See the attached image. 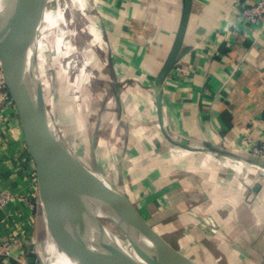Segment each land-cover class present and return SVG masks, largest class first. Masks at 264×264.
Masks as SVG:
<instances>
[{
  "label": "crops",
  "instance_id": "obj_1",
  "mask_svg": "<svg viewBox=\"0 0 264 264\" xmlns=\"http://www.w3.org/2000/svg\"><path fill=\"white\" fill-rule=\"evenodd\" d=\"M258 1H192L160 114L154 86L184 0H89L90 28L101 40L97 55L84 57L117 94L106 106L115 115L113 148L97 155L114 161L111 173L126 177L124 191L149 224L199 264H264V23L243 17ZM49 14L42 13L47 24L39 22V30L48 28ZM48 30L37 35L35 52L65 48L62 30ZM32 68L37 80L35 60ZM8 111L0 110V195L10 196L0 202L1 242L16 232L30 236L35 211L22 127ZM81 143L91 152L97 139Z\"/></svg>",
  "mask_w": 264,
  "mask_h": 264
},
{
  "label": "water",
  "instance_id": "obj_2",
  "mask_svg": "<svg viewBox=\"0 0 264 264\" xmlns=\"http://www.w3.org/2000/svg\"><path fill=\"white\" fill-rule=\"evenodd\" d=\"M25 1L27 0H0V11L9 5ZM29 1L26 15L30 19L38 0ZM192 1L184 0L176 40L154 86L160 114L162 84L182 54ZM0 61L18 112L28 152L35 164L49 220L74 261L77 264H199L173 247L157 232L124 190L111 184L123 199V204L119 207L109 206L95 198L81 175L80 165L71 148L46 113L41 94L38 95L30 87L25 66L19 62L7 40L1 35ZM95 214L121 227L122 220L138 219L151 244L122 247L107 240L100 233L99 221L93 218ZM92 219L96 220L93 224Z\"/></svg>",
  "mask_w": 264,
  "mask_h": 264
},
{
  "label": "rangeland",
  "instance_id": "obj_3",
  "mask_svg": "<svg viewBox=\"0 0 264 264\" xmlns=\"http://www.w3.org/2000/svg\"><path fill=\"white\" fill-rule=\"evenodd\" d=\"M72 4V8L63 10L60 0H45L42 4L43 6H41L43 11H40L37 15L38 21L42 23V13L48 14V11L51 12L47 20L48 22L50 20L48 28L41 30L40 27V30L37 29L36 33L38 36L40 31L43 34H48L50 32L48 29L57 26L59 30H62V38L66 42L63 50H49L47 52L37 50L34 53L33 60H35L39 71V78L36 80L38 92L42 96L46 113L54 123L57 132L71 148L80 168L86 170L89 174L88 179L93 177L98 185H120L121 189L124 190L122 185H125L124 179L126 177L112 174L116 166L114 161L107 155L102 156V158L97 155L100 147L105 151L113 148L112 138H110L112 130L110 128L115 115L111 113L112 107L107 108L106 106L113 104L112 101L117 94L111 88L109 81L102 82L97 79L95 72L90 68L88 61L84 57L86 52V54L97 55L94 48L96 42L100 43L101 40L96 36V33L94 35V33L89 31L93 18L89 0H85V2L74 0ZM75 23H77L76 29H78V32L73 29V24ZM44 24L47 23H42L41 26ZM33 30L30 40L31 44L34 38ZM67 54L69 56L66 58ZM1 70L0 61V72ZM82 77L89 80H83ZM85 90L86 95H83ZM4 110H9V113L11 111L12 114L16 113L18 115L15 104L1 109V111ZM86 110L87 112H85ZM79 112L82 114L85 112L80 120L77 117ZM102 122L105 123L104 126L101 125ZM82 124H84L86 129L79 127ZM22 135L23 137L20 141L27 156L26 162L30 167L28 169L30 174L28 203L35 209L29 223L32 233L30 236L25 237L17 235L18 232H16L10 238L0 241V246L5 249V255L1 257L0 264H43L45 254L49 250L51 236V239L58 237L45 209L35 164L28 152L23 130ZM94 137L97 139V145L91 147V152L88 147L83 149L81 145L83 143L81 142L86 141V143L92 144V138ZM70 138L76 144L77 150L70 146ZM94 148L96 149L95 160H93L95 158L93 156ZM4 195L1 194L0 198H4ZM0 202H4V200L2 199ZM93 216L103 226H108V229L120 230L115 225V222L96 214ZM94 219L91 221L92 224L94 223L93 221H96Z\"/></svg>",
  "mask_w": 264,
  "mask_h": 264
},
{
  "label": "bare ground",
  "instance_id": "obj_4",
  "mask_svg": "<svg viewBox=\"0 0 264 264\" xmlns=\"http://www.w3.org/2000/svg\"><path fill=\"white\" fill-rule=\"evenodd\" d=\"M74 0H60L63 10L72 8ZM29 0L16 5H9L0 11V35L7 40L10 48L15 54L19 62L25 66L28 75V82L30 87L39 95L37 82L33 72V53H35V47L37 43V29L39 28L38 13L43 11L41 6L45 0H38L34 7L30 19L26 15V9L29 6ZM41 9V10H40ZM31 22V23H30ZM76 24H73V29H76ZM34 26V38L31 45V35ZM89 31L92 32V30ZM90 72H92L90 70ZM93 73V72H92ZM81 170V175L86 182L87 186L95 196V198L108 204L109 206L119 207L123 203L122 197L117 191L107 184L98 185L94 178L88 179V173L84 169ZM121 189L120 185H116ZM94 222V221H93ZM122 227L118 224V231L108 229L100 223L101 235L109 241H112L122 247H130L132 245H150V240L146 235L145 229H143L141 222L136 218H129L120 221ZM112 227V226H111ZM52 235V234H51ZM50 238V236H49ZM52 238V236H51ZM49 240V250L45 254L43 264H77L72 256L69 254L67 248L62 243L59 237H55Z\"/></svg>",
  "mask_w": 264,
  "mask_h": 264
},
{
  "label": "built area",
  "instance_id": "obj_5",
  "mask_svg": "<svg viewBox=\"0 0 264 264\" xmlns=\"http://www.w3.org/2000/svg\"><path fill=\"white\" fill-rule=\"evenodd\" d=\"M243 17L249 23H260V22L264 23V0H259L256 4H253L247 7L243 11ZM10 105H14V102L9 93L4 72L3 70H1L0 72V110L8 108ZM185 150H187L188 152L192 151V149L188 147H186ZM201 150L206 151V152H212L211 150L206 149V148H201ZM256 151L260 152V149L257 148ZM3 197L4 198H0V200L3 199L5 202L7 198H9L10 196L9 194H5ZM4 250L5 249H3L0 246V259L2 256L5 255Z\"/></svg>",
  "mask_w": 264,
  "mask_h": 264
}]
</instances>
